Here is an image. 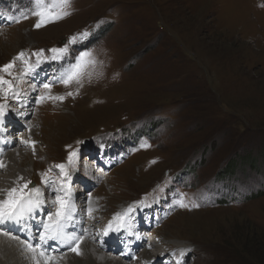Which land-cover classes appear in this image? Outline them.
<instances>
[{"label": "rangeland", "instance_id": "374dc122", "mask_svg": "<svg viewBox=\"0 0 264 264\" xmlns=\"http://www.w3.org/2000/svg\"><path fill=\"white\" fill-rule=\"evenodd\" d=\"M1 1L15 13L34 7L33 0ZM261 5L264 1L72 0L71 15L40 28L38 17H20L0 33V67L19 50L30 59L40 49L45 57L52 55L49 49L87 31L77 43L93 52L97 64L91 79L85 75L80 84L99 87L89 88L81 101L68 95L74 108L39 107L25 136L28 143L14 149L12 162L36 183L49 162L63 160L61 150L73 141L91 142V135L120 126L123 133L140 130L150 146L111 173L112 186L100 196L107 202L103 210L111 213L152 191L162 177L184 175L185 189L167 201L175 209L183 199L187 210L157 231L170 244L165 248L179 252L176 242L187 245L196 254L193 264H264V196L250 195L264 183L239 186L228 202L212 188L214 176L225 170L264 182ZM71 52L70 45L63 59ZM24 60H15V70ZM187 168L194 173L186 175ZM176 187L170 181L171 190Z\"/></svg>", "mask_w": 264, "mask_h": 264}, {"label": "snow or ice", "instance_id": "6c2138e0", "mask_svg": "<svg viewBox=\"0 0 264 264\" xmlns=\"http://www.w3.org/2000/svg\"><path fill=\"white\" fill-rule=\"evenodd\" d=\"M71 2L72 0H33L34 7L31 10V15L38 17L35 27L40 28L48 23L59 21L71 15V11H69ZM261 6L264 7V5ZM88 36L89 33L85 31L78 35L71 36L63 47L49 49L48 51L52 53L51 58H63L68 53L70 45L77 43L78 40L86 39ZM24 55L25 54L21 52L12 62L0 67V72L12 75L11 69L15 65V60L23 59ZM31 55L37 57V64H39L42 59H46L44 56V49H40ZM24 64L26 66L25 74H27L32 70L33 66L29 63V60H24ZM96 64V58L91 50L82 51L75 57V62L70 64L65 72L58 78L59 82L68 86L73 82L80 84L85 75L91 79L92 75L95 73ZM4 85L9 86L5 89V91L11 90V82L4 79L3 76H0V88ZM43 87L45 89H50L51 86L50 84H44ZM68 95H72V93L69 92ZM50 98L58 100L64 99V97ZM40 99L43 100L44 97L41 96ZM3 115V106L0 105V117H3ZM24 143L28 142L24 141ZM149 146L150 145L147 144L142 145V147ZM76 156V151L69 152L67 157L68 165H72L74 163ZM3 167H5V165L2 161H0V168ZM55 167L60 170L61 177H66L68 175L66 170L67 166L65 164H57ZM50 172L51 169L41 174L42 183L51 187L54 193H58L61 188H63V184H61L60 188L53 187L52 185L55 181L50 179ZM20 181H24V178L19 177L18 181L14 183V186L10 188L0 189V225H5L7 223L20 225L25 222L26 219L33 217L43 204V200L41 199V189L35 186L30 187L31 181H24L22 183ZM138 203L143 204L144 202L140 201ZM177 203L180 207H188V205L183 202V199L177 201ZM55 204L57 205L55 211L48 212L46 218L42 220L41 225L38 226L42 228V230L37 233L39 236V243L33 244L29 243L27 240L21 241L24 248L31 253V258L34 261V264H58L61 257L53 254L55 249L49 251L44 247V245H47L49 241H54L60 245L68 246V250L74 252L77 256L82 254L80 245L84 240L83 235L78 236L66 231L68 221L72 218L68 200L60 195H56ZM197 206L198 205H193V207ZM134 211L135 206L129 205L123 212L116 213L112 221H110L104 229V234L108 235L111 231H119L121 228H126L130 213ZM0 234L7 235L2 228H0ZM13 238L15 239L16 237ZM186 251H191V249L180 250V256L183 257L186 254Z\"/></svg>", "mask_w": 264, "mask_h": 264}, {"label": "bare ground", "instance_id": "6f19581e", "mask_svg": "<svg viewBox=\"0 0 264 264\" xmlns=\"http://www.w3.org/2000/svg\"><path fill=\"white\" fill-rule=\"evenodd\" d=\"M14 154H15V150L10 151L3 160V164L5 165V167H3L0 171V189H6L14 186L15 183L14 177L16 175L22 174L23 172L26 173L25 171L16 168L17 165H15L12 162L13 161L12 158H14ZM22 177L24 178L25 181V176L23 174ZM24 181H21V183ZM176 243L177 244L175 245V248L187 246L182 243L179 244V242ZM87 249H88V254L79 257L76 256L74 252L64 253L61 256L62 260L60 259L58 261V264H65L63 262V259L65 260L68 259V262H70L69 264H113L111 263L113 261L109 262L108 261L109 259L105 255L98 253L96 250L92 248L91 245H88ZM14 250L19 251L20 256H16ZM21 254H24L25 256ZM94 255H98L97 258H99V260H97ZM0 256H1L0 264H32L33 261L31 255L23 251L16 243L7 241L5 238H2L1 236H0ZM77 258L80 259L75 261Z\"/></svg>", "mask_w": 264, "mask_h": 264}, {"label": "trees", "instance_id": "16d2710c", "mask_svg": "<svg viewBox=\"0 0 264 264\" xmlns=\"http://www.w3.org/2000/svg\"><path fill=\"white\" fill-rule=\"evenodd\" d=\"M262 150V153L264 152V149H261ZM227 167V166H226ZM221 173H223V170H221ZM226 174H231V173H228L227 170H225V174L223 175H226ZM261 196H264V193L260 195Z\"/></svg>", "mask_w": 264, "mask_h": 264}, {"label": "clouds", "instance_id": "9594fccd", "mask_svg": "<svg viewBox=\"0 0 264 264\" xmlns=\"http://www.w3.org/2000/svg\"><path fill=\"white\" fill-rule=\"evenodd\" d=\"M231 175V174H230Z\"/></svg>", "mask_w": 264, "mask_h": 264}]
</instances>
